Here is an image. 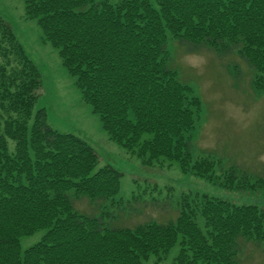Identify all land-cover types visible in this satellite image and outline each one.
Returning <instances> with one entry per match:
<instances>
[{"label": "trees", "instance_id": "1", "mask_svg": "<svg viewBox=\"0 0 264 264\" xmlns=\"http://www.w3.org/2000/svg\"><path fill=\"white\" fill-rule=\"evenodd\" d=\"M44 39L58 49L104 131L143 164L178 161L212 178L209 158L191 163L189 136L200 100L168 64L171 36L186 50L237 54L264 89V0H24ZM41 73L0 15V261L2 264H143L174 245L172 264H240L243 243L264 252V207L199 192L180 195L175 219L132 226L106 221L122 172L99 165L83 138L54 129L35 109ZM13 142L10 150L9 142ZM235 168L224 177L250 191L264 177ZM250 177V180H248ZM226 184V183H225ZM81 196L100 209L79 211ZM140 196L131 195L132 204ZM121 201V200H119ZM45 230L20 250L19 238Z\"/></svg>", "mask_w": 264, "mask_h": 264}, {"label": "rangeland", "instance_id": "2", "mask_svg": "<svg viewBox=\"0 0 264 264\" xmlns=\"http://www.w3.org/2000/svg\"><path fill=\"white\" fill-rule=\"evenodd\" d=\"M0 15L12 25L41 73L42 87L34 108L46 109L48 123L54 129L72 132L87 141L99 155V165L111 164L122 172L116 202L107 207L115 216L107 218V222L132 226L146 220L175 219L181 205L179 197L184 192L264 207V189L250 191L237 185L230 191L229 185L235 184L223 176L224 170L232 167L251 178L264 177V89L254 87L255 72L237 54L219 55L204 46L188 51L186 44L171 36L167 42V64L200 100L189 133L192 141L189 167L196 158H209L214 164L211 179L191 171L183 172L178 161L162 159V164H143L119 146L83 100L75 77L63 65L58 49L44 39L38 21L25 14L24 0H0ZM9 148L13 149L12 141ZM132 194L140 196L133 204ZM73 203L81 212H100L87 197H74ZM44 232L39 230L20 237L21 252L40 240ZM244 244L240 264H264L261 247L252 241ZM178 249L174 245L160 261L150 255L143 264H172Z\"/></svg>", "mask_w": 264, "mask_h": 264}]
</instances>
